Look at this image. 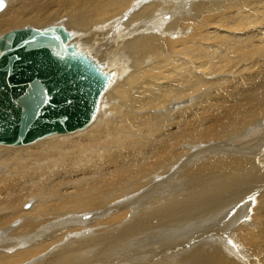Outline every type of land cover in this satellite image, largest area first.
Returning a JSON list of instances; mask_svg holds the SVG:
<instances>
[{"label": "bare ground", "instance_id": "obj_1", "mask_svg": "<svg viewBox=\"0 0 264 264\" xmlns=\"http://www.w3.org/2000/svg\"><path fill=\"white\" fill-rule=\"evenodd\" d=\"M0 1V39L59 26L108 76L85 128L0 144V264L61 251L58 264H108L114 241L157 212L204 216L187 245L190 223L163 232L179 242L162 260L264 264V0ZM247 191L236 233L206 234L218 200Z\"/></svg>", "mask_w": 264, "mask_h": 264}, {"label": "water", "instance_id": "obj_2", "mask_svg": "<svg viewBox=\"0 0 264 264\" xmlns=\"http://www.w3.org/2000/svg\"><path fill=\"white\" fill-rule=\"evenodd\" d=\"M69 41L59 26L0 39V144L28 145L93 120L108 76Z\"/></svg>", "mask_w": 264, "mask_h": 264}, {"label": "rangeland", "instance_id": "obj_3", "mask_svg": "<svg viewBox=\"0 0 264 264\" xmlns=\"http://www.w3.org/2000/svg\"><path fill=\"white\" fill-rule=\"evenodd\" d=\"M24 26H28V25H24ZM24 26L20 25V26H16V27L21 28ZM16 27L13 29H16ZM40 27H42V26H40ZM9 31H11V30H9ZM192 189H194V188L189 187V189L187 191H185V193H187L188 191H191ZM230 196H235V197L231 198L230 200H227V198H228L227 197L225 199L226 201L224 200V202H223V200H218V202L220 203L219 206L222 207L221 211H219V210L218 211H211L212 213L208 214V215H210L209 217L216 216L218 218H216L215 224L210 225L206 230L204 228V232L206 234H210V232L208 231L210 228H215V227L219 226L218 227V236H219V234H221L222 236L228 237L231 233L232 234L236 233V231L238 229V226H232V224L239 221V219L238 220H234V219L237 218V216H239V218L242 217L241 220L248 217V212L243 214L241 211H239V209H238V211L237 210L231 211V208L234 205H240L241 204L242 199L246 200V201H244V203L248 202V204H250L252 202V200L250 199V194L248 193V191H247V196H245L243 192H239L237 194H232ZM223 198H224V196L221 197V199H223ZM190 200H192V199H190ZM199 200H200V198H198L197 200H194L193 202L196 204V202H198ZM146 208L151 209L150 207H146ZM155 209L156 208H154V210ZM159 213L160 212H157L155 214L152 213V214L145 215V217H148V218H150V216L153 217L154 219H152V221H151V219L145 218L143 214L141 216H138L136 219V222L138 224L137 229L139 232H137L136 235L133 238H131L130 240L128 238L130 233L128 235L125 234L124 236L121 235L120 240H118L117 242L114 241V243L118 244V246H115L118 249H115L112 256L108 257V259H105V261H107L108 264H112V263L113 264H148V261L152 262V264H154V263H157V264H174L173 261L162 260L161 258L166 253L168 254L171 251H173L176 247L172 248V244L173 243L177 244L179 242V240L176 239L175 237L169 238V240H168V238L166 237V235L163 232H166L168 230H177L176 226L181 224L183 221H184V223H183L184 225L185 224L188 225V223H190L191 225L189 224V226H191V227L186 229L185 235H184L182 242L179 246H184V245L189 244L194 237L200 239V238H203L205 236V234H202L200 236L197 235L199 233V231H201V230H199L200 225L195 224L200 220L199 218L204 217V216L199 214L197 216H190L189 215L188 218H186V217L181 218L180 216L175 217L170 213L171 215L169 214L166 218L158 220L159 218L162 217V214L159 216H156V214H159ZM165 213L167 214L168 212H165ZM172 217H173V219H172ZM155 218H158V219L156 220ZM197 219H199V220H197ZM164 220H166V221H164ZM155 221H157V222H155ZM171 221H172V223H171ZM176 221H178V222L176 223ZM158 222H161V223H158ZM164 222H165V225H167V226H164ZM217 222H219V223H217ZM154 224H156V225L158 224V226H160V227L156 228L154 230H151V225L153 227ZM159 224H161V225H159ZM162 225L165 228L162 227ZM168 225H170V226H168ZM230 225L234 228L233 231H231L230 229L227 228ZM168 227H169V229H168ZM162 228H164V230L163 231L161 230V232H160L159 229H162ZM125 241H127V242H125ZM110 243H112V242H110ZM80 244H82V243H80ZM235 245H236V243L234 244V246ZM110 246H113V243L110 244L108 247H110ZM108 249H112V247L108 248ZM194 249H196V247L192 248L191 250H194ZM148 251H150V252H148ZM190 253H192L190 250H188L186 253H183V255L178 259L177 264H194L192 256H190ZM65 254H66L65 252L61 251L59 254H57L58 259L56 257H54L53 258L54 261L52 263L55 264V262L57 261V264H58V260L61 257L64 258ZM138 256H143V257L137 258ZM60 260H63V259H60ZM64 262L65 261L63 260V263ZM87 262L88 261H86V262L83 261L81 264H87ZM102 263H104V262H102Z\"/></svg>", "mask_w": 264, "mask_h": 264}]
</instances>
